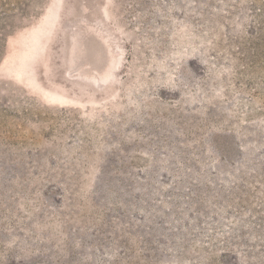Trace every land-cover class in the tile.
<instances>
[{"label":"rangeland","instance_id":"1","mask_svg":"<svg viewBox=\"0 0 264 264\" xmlns=\"http://www.w3.org/2000/svg\"><path fill=\"white\" fill-rule=\"evenodd\" d=\"M0 264H264V0H0Z\"/></svg>","mask_w":264,"mask_h":264},{"label":"bare ground","instance_id":"2","mask_svg":"<svg viewBox=\"0 0 264 264\" xmlns=\"http://www.w3.org/2000/svg\"><path fill=\"white\" fill-rule=\"evenodd\" d=\"M74 65V64H73ZM73 67H75V66H73Z\"/></svg>","mask_w":264,"mask_h":264}]
</instances>
